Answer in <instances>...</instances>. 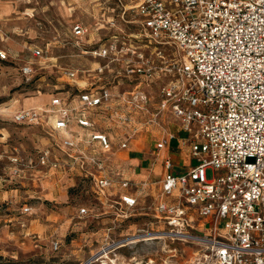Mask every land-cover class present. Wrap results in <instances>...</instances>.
Returning a JSON list of instances; mask_svg holds the SVG:
<instances>
[{
    "label": "built area",
    "instance_id": "built-area-1",
    "mask_svg": "<svg viewBox=\"0 0 264 264\" xmlns=\"http://www.w3.org/2000/svg\"><path fill=\"white\" fill-rule=\"evenodd\" d=\"M116 8V18L136 22L140 33H116L117 21L107 18L92 32L94 37L106 32L104 37L85 38L88 28L74 23L72 43L103 64L62 69V77L75 82L81 76L87 87L56 89L46 104L13 113V123L57 134L59 143L35 157L0 149V163H8L18 178L58 170L62 165L54 150L59 148L81 175L95 174L102 195L114 185L128 190L135 186L131 181L107 176L106 160L96 149L108 153L112 145L94 130L91 111L103 108L121 126L135 125L134 113L149 114L145 125L159 124L170 111L185 135L180 145L188 147L195 164L175 173L169 158L163 162L155 211L167 227L165 236L203 247L205 264H264V0H115L106 12L113 15ZM128 16L137 20L126 21ZM30 53L53 60L47 49L34 46ZM0 59L7 54L0 52ZM20 71L28 80L34 74L29 63ZM106 72L112 81L106 82ZM124 80L131 90L122 89ZM157 81V106L150 110L145 88ZM175 138L163 130L156 148ZM114 205L134 209L138 202L121 194ZM79 215L87 216L88 210L81 208Z\"/></svg>",
    "mask_w": 264,
    "mask_h": 264
},
{
    "label": "rangeland",
    "instance_id": "rangeland-1",
    "mask_svg": "<svg viewBox=\"0 0 264 264\" xmlns=\"http://www.w3.org/2000/svg\"><path fill=\"white\" fill-rule=\"evenodd\" d=\"M114 2L0 0V52L7 54L6 60L0 59V149L16 148L24 156L35 157L59 143L57 134L13 123V113L46 104L56 89H68L82 78L70 81L62 77V69L86 70L103 64L83 55L72 43L74 23L88 28L85 38L104 37L106 32L95 37L92 32L96 24L105 25L107 18L117 21L116 33H140L136 22L116 18L118 8L113 15L106 12ZM124 19L136 21L137 17ZM34 46L47 49L52 62L33 58L30 48ZM25 63L34 69L29 80L20 71ZM102 76L106 82L112 81L107 72ZM123 82V90L132 89ZM160 85L161 81L150 85L155 95ZM54 155L60 160V169H43L24 178L15 177L8 163H0V264L206 263L203 247L165 236L167 227L157 217L153 190L142 192L136 208L120 209L114 205V197H109L112 191L98 192L91 167L86 169L94 176H84L59 148ZM105 166L107 176L117 182L115 173L122 170V164L117 170L107 159ZM206 177L212 178V171ZM81 208L88 210L87 216L79 215Z\"/></svg>",
    "mask_w": 264,
    "mask_h": 264
},
{
    "label": "crops",
    "instance_id": "crops-1",
    "mask_svg": "<svg viewBox=\"0 0 264 264\" xmlns=\"http://www.w3.org/2000/svg\"><path fill=\"white\" fill-rule=\"evenodd\" d=\"M74 86L82 90L87 87V81H76ZM113 90L115 93L118 92L116 88ZM145 91L151 96L150 110H153L157 106L153 89L147 87ZM60 96L65 95L61 94ZM35 106H40V104H35L33 107ZM134 116L135 125L121 126L113 123L103 108L91 111V118L96 122L94 130L106 134L112 145V149L108 153H103L98 148L96 152L106 158V161L107 159L113 161L117 170L121 167L120 163L122 164V170H120L122 173H115V178H118L117 181L126 179L135 185L128 190H122L119 186L114 185L108 190L109 192L112 191L109 197H114V200H117L121 194H130L137 199L139 205L143 191L150 189L153 190L154 195H156L155 193L158 194L160 181L164 174L163 162L166 158L171 160L175 173L186 171L195 164V160L189 154L188 147L180 145V140L185 135L179 128L178 120L170 111L164 112L159 118V124L154 125H145V122L149 119V114L134 113ZM71 130L75 133L82 132V129L75 125H71ZM163 130L172 132L176 135V138L171 140L164 148L158 150L156 145ZM124 141L128 142L127 148L121 149L120 144ZM83 146L86 147V145Z\"/></svg>",
    "mask_w": 264,
    "mask_h": 264
},
{
    "label": "bare ground",
    "instance_id": "bare-ground-1",
    "mask_svg": "<svg viewBox=\"0 0 264 264\" xmlns=\"http://www.w3.org/2000/svg\"><path fill=\"white\" fill-rule=\"evenodd\" d=\"M102 258H108L107 256H103ZM110 263L115 264L114 260H110Z\"/></svg>",
    "mask_w": 264,
    "mask_h": 264
}]
</instances>
